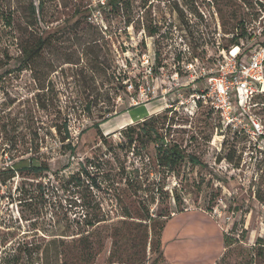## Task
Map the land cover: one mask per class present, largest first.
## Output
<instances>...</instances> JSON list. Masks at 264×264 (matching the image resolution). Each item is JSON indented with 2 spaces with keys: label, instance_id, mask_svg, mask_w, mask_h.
Returning <instances> with one entry per match:
<instances>
[{
  "label": "rangeland",
  "instance_id": "1",
  "mask_svg": "<svg viewBox=\"0 0 264 264\" xmlns=\"http://www.w3.org/2000/svg\"><path fill=\"white\" fill-rule=\"evenodd\" d=\"M115 1L0 0V264H168L155 232L188 210L211 215L234 239L217 264H264V94L242 122L251 132L257 122L256 140L190 99L164 120L162 95L174 87L166 97H176L173 76L189 61L206 71L223 64L243 29L247 60L264 43V0ZM39 40L43 49L21 64L23 46ZM149 58L163 64L155 97L130 108L136 96L125 82L143 81ZM125 109L128 118L163 112L146 122L202 164L158 166L143 121L108 138L98 132ZM57 124H67L74 152ZM40 163L49 170H30Z\"/></svg>",
  "mask_w": 264,
  "mask_h": 264
},
{
  "label": "built area",
  "instance_id": "2",
  "mask_svg": "<svg viewBox=\"0 0 264 264\" xmlns=\"http://www.w3.org/2000/svg\"><path fill=\"white\" fill-rule=\"evenodd\" d=\"M238 48L235 53L234 50ZM247 60H244V53L241 57V47L233 46L225 51V62L216 65L206 71L205 67L197 70L199 60L189 61L184 67H179L175 71L173 79L176 89V97L166 96L174 89V87L165 88L162 91L163 98L166 100L165 108L177 110L178 105H184L192 100V107L198 108L200 105H209L221 117L223 128L232 133L246 131L252 133L254 140L256 137L257 122L251 120L253 131L249 130L245 124H242L244 118L249 114L247 106L250 105L253 98L259 94H264V47H259L250 51ZM223 54V53H222ZM156 59H146L147 65L144 70L143 81L125 82L129 92H133L136 96L134 106L143 104L142 101H149L155 94V81L158 73L163 69L158 67ZM155 62V63H154ZM180 71L186 73L188 77L186 82L180 79ZM205 81L204 88L198 87V81ZM191 84L193 92L189 97L182 89ZM193 84V85H192ZM190 99V100H189ZM142 102V103H141ZM246 124L249 125V122Z\"/></svg>",
  "mask_w": 264,
  "mask_h": 264
},
{
  "label": "crops",
  "instance_id": "3",
  "mask_svg": "<svg viewBox=\"0 0 264 264\" xmlns=\"http://www.w3.org/2000/svg\"><path fill=\"white\" fill-rule=\"evenodd\" d=\"M138 106L140 105L130 108ZM127 110L117 112L101 122L100 128L103 127L104 122L120 117L116 127L103 131L101 129L102 134L114 136L127 126L136 124L147 117L159 113L145 110L133 114L131 118L122 117L125 116V113L121 114V112ZM197 239H212L216 243V250L205 251L203 249L197 251L190 249L192 248L193 241ZM161 244L168 264H217L227 250L224 242V231L218 221L206 212L195 210L174 213L162 230Z\"/></svg>",
  "mask_w": 264,
  "mask_h": 264
},
{
  "label": "trees",
  "instance_id": "4",
  "mask_svg": "<svg viewBox=\"0 0 264 264\" xmlns=\"http://www.w3.org/2000/svg\"><path fill=\"white\" fill-rule=\"evenodd\" d=\"M112 2L113 5H116L115 0H109V3ZM33 12L36 13V7H33ZM243 25V23H242ZM239 25L238 27L242 26ZM246 34V29H243L242 33L240 35H237V37H235L234 41V46H240L241 47V54L239 57H241L243 55L244 52L247 51V49L244 47V43L239 41V37H243ZM44 46V41L43 40H39L37 42V45H35L34 47H27V46H23L22 48V63H25V66H28V63L38 55V53L43 49ZM264 47V43L260 44L259 47ZM258 47V48H259ZM162 65H158V67H160ZM126 78V77H125ZM212 109V108H211ZM213 110V109H212ZM214 111V110H213ZM163 112H165V115H163L164 120L169 119V113H171V110L166 108ZM157 113L154 114L150 117H147L146 119L143 120V131L146 132L147 135H149L151 138H153L152 140H154L157 144V159L156 162L158 164V166L162 167H168L171 170L174 169V167H176L177 165L181 164L182 162H184L186 159L189 160V162L193 165H201V161L198 157H196L195 155H191V154H186L184 149L182 147H180L178 144L174 143H168L166 142L165 136L162 133H158L157 130H155V128L151 125H149V123L146 122V120L154 118L155 116H158L159 114L163 113ZM215 112V111H214ZM108 118V117H107ZM105 118V120L107 119ZM65 128L64 130L57 124L54 127L56 128L57 133L61 136V141L63 143H65L66 141L68 143H65L64 146L66 149H68L71 152H74L76 150V146L73 145L72 142V135L70 130L68 129L67 124L64 125ZM98 132H101V128H100V123L95 125ZM132 125L127 126L126 128L122 129L120 131V133H122L123 130H127L128 128H131ZM82 133V132H81ZM104 137L108 138V136H105L104 134H102ZM129 136V135H128ZM131 143L134 142V139L130 141ZM30 170L34 171V173H41L43 171H48L49 167L45 164V163H40L39 165H32L31 167H29ZM180 212V211H179ZM169 218H171V216L167 217V220L165 222H163L158 228L157 231L155 232V236H156V243L159 246H162L161 244V234H162V230L165 227L166 222L169 220ZM224 242H225V246L226 248L230 247L233 242L234 239H230L226 233H224ZM227 251V250H226ZM226 253V252H225ZM225 256V254H224ZM224 256L221 258V260L224 258ZM164 256V252L163 255H161V259ZM220 260V261H221Z\"/></svg>",
  "mask_w": 264,
  "mask_h": 264
},
{
  "label": "bare ground",
  "instance_id": "5",
  "mask_svg": "<svg viewBox=\"0 0 264 264\" xmlns=\"http://www.w3.org/2000/svg\"><path fill=\"white\" fill-rule=\"evenodd\" d=\"M238 51V48L236 50H234V52L236 53Z\"/></svg>",
  "mask_w": 264,
  "mask_h": 264
}]
</instances>
